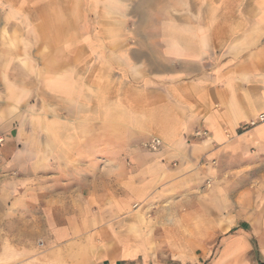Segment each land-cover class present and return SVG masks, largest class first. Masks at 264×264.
Wrapping results in <instances>:
<instances>
[{"label": "crops", "instance_id": "1", "mask_svg": "<svg viewBox=\"0 0 264 264\" xmlns=\"http://www.w3.org/2000/svg\"><path fill=\"white\" fill-rule=\"evenodd\" d=\"M5 126L35 264H264V0H0Z\"/></svg>", "mask_w": 264, "mask_h": 264}, {"label": "rangeland", "instance_id": "2", "mask_svg": "<svg viewBox=\"0 0 264 264\" xmlns=\"http://www.w3.org/2000/svg\"><path fill=\"white\" fill-rule=\"evenodd\" d=\"M18 131L16 126L0 127V264H35L45 247L44 240L36 237L42 224L35 221L34 209L14 206L5 183L11 179L10 153L3 145L6 136L17 135Z\"/></svg>", "mask_w": 264, "mask_h": 264}, {"label": "built area", "instance_id": "3", "mask_svg": "<svg viewBox=\"0 0 264 264\" xmlns=\"http://www.w3.org/2000/svg\"><path fill=\"white\" fill-rule=\"evenodd\" d=\"M143 145L149 150L156 151L162 147L163 141L157 136H152L149 141L145 142Z\"/></svg>", "mask_w": 264, "mask_h": 264}]
</instances>
